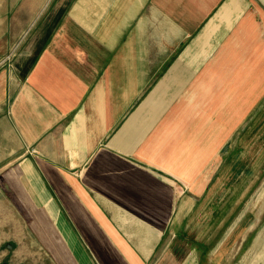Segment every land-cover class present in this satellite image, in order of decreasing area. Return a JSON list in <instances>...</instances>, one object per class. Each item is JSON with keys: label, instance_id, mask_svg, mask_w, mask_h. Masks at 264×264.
I'll use <instances>...</instances> for the list:
<instances>
[{"label": "crops", "instance_id": "0c3cea01", "mask_svg": "<svg viewBox=\"0 0 264 264\" xmlns=\"http://www.w3.org/2000/svg\"><path fill=\"white\" fill-rule=\"evenodd\" d=\"M44 10L9 20L18 29L0 20L1 38L21 35L0 51V197L30 210L26 227L53 264H200L167 234L186 199L211 196L230 141L264 101V8Z\"/></svg>", "mask_w": 264, "mask_h": 264}, {"label": "rangeland", "instance_id": "374dc122", "mask_svg": "<svg viewBox=\"0 0 264 264\" xmlns=\"http://www.w3.org/2000/svg\"><path fill=\"white\" fill-rule=\"evenodd\" d=\"M46 1L0 0V20L5 27L17 28V22L9 20H32L37 12H45ZM254 1L264 8V0ZM17 29L5 40L0 37V51L14 48L21 37ZM229 144L211 196L186 199L179 223L167 238L181 237L183 252L196 250L200 264H264V101ZM12 197H0V264H53L26 227L30 210Z\"/></svg>", "mask_w": 264, "mask_h": 264}]
</instances>
